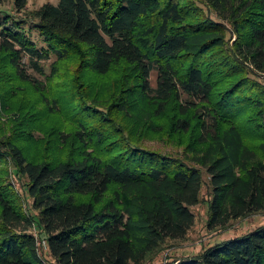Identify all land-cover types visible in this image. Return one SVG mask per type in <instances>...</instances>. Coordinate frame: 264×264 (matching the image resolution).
Masks as SVG:
<instances>
[{
	"label": "trees",
	"instance_id": "16d2710c",
	"mask_svg": "<svg viewBox=\"0 0 264 264\" xmlns=\"http://www.w3.org/2000/svg\"><path fill=\"white\" fill-rule=\"evenodd\" d=\"M12 1L16 15L0 10V264H47L38 223L55 264L155 260L195 225L203 171L209 230L264 212V0H59L28 17V0ZM206 246L177 264H264V225Z\"/></svg>",
	"mask_w": 264,
	"mask_h": 264
},
{
	"label": "rangeland",
	"instance_id": "374dc122",
	"mask_svg": "<svg viewBox=\"0 0 264 264\" xmlns=\"http://www.w3.org/2000/svg\"><path fill=\"white\" fill-rule=\"evenodd\" d=\"M12 0L5 1V3L0 4V10L2 13L9 12L13 15H16V11L13 8ZM54 3L57 4L59 0H28L27 4L25 6V13L26 17L30 16V13L33 12L35 9L40 7L44 3ZM211 15H214V13H211ZM23 16V15H22ZM30 37H33L34 40L38 42V44H41V39L38 36V33L34 29H30L28 31ZM50 62H44V66L46 69V72H49V64ZM149 80L152 86L156 85V71H151L149 75ZM258 80L264 81V75H259ZM32 98V97H31ZM30 98V99H31ZM21 99V98H20ZM18 97V100H20ZM9 116V119L11 117H15L12 114H7ZM8 116L1 115V118L3 121H7ZM166 139V138H165ZM146 144L149 148H154L156 150H159L161 153L166 154L169 153L173 156H181L183 153L182 149L183 147H178L173 142H165L164 139L160 138H152L150 141H146ZM203 191H202V197L201 201L193 207V211L196 218V223L193 226V228L189 231L188 237L181 241H169L166 243L163 247V249L159 252L158 257L155 260H148L144 264H177L178 260L180 258H184V256L189 255H195L198 254L203 248L207 247V244H212L220 241H226V239L234 238V237H240V235L248 233L250 231H253V229L259 225H264V212L257 213L254 215H251L246 218H241L240 220L233 221L226 230L224 229H212L209 230L207 228L208 221L210 220L209 217V208H210V199H211V189L207 186L208 184V175L203 171ZM17 188L20 191V194L26 198L27 200V206L29 209L37 213V211L30 208V202L31 198L26 193V187L22 185V181H19L17 179H14ZM38 218V217H37ZM37 226L39 225L36 224ZM37 226L32 228V232L36 234V237H38L39 241V250L41 251V254L46 259L47 264H55V260L53 256L51 255V252L48 249L47 244V237L46 233L39 229Z\"/></svg>",
	"mask_w": 264,
	"mask_h": 264
}]
</instances>
